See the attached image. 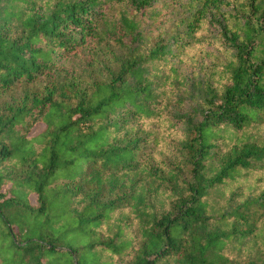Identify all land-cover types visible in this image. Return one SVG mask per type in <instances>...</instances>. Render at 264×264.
I'll return each instance as SVG.
<instances>
[{
  "label": "trees",
  "instance_id": "trees-1",
  "mask_svg": "<svg viewBox=\"0 0 264 264\" xmlns=\"http://www.w3.org/2000/svg\"><path fill=\"white\" fill-rule=\"evenodd\" d=\"M236 1L0 0V99L25 88L0 107V264H264V0ZM208 25L230 53L214 73L166 71ZM104 42L126 51L117 71L63 89ZM42 78L62 84L30 90ZM168 84L190 95L166 99ZM164 101L184 126L174 166L155 163ZM128 206L140 233L101 237Z\"/></svg>",
  "mask_w": 264,
  "mask_h": 264
},
{
  "label": "rangeland",
  "instance_id": "rangeland-1",
  "mask_svg": "<svg viewBox=\"0 0 264 264\" xmlns=\"http://www.w3.org/2000/svg\"><path fill=\"white\" fill-rule=\"evenodd\" d=\"M188 0H183V2H187ZM231 5L227 7L230 11H234L237 9V1L230 0ZM243 2V0H238ZM246 1V0H244ZM248 1V0H247ZM242 7V5H241ZM169 26H165L163 31L161 32L164 36L166 32H170L168 30ZM168 30V31H167ZM219 28L217 25H208L207 28H204L199 33V40L195 46L190 49H186L181 57H173L170 58L167 64H162L163 67L166 69H170V67L176 68L179 74V78L181 80L190 81L193 77L201 78L205 75H210L214 73V69L219 67L220 64L223 62L225 58V54L229 55V51H226L225 46L219 41L218 36ZM152 36L155 38L157 37V33H152ZM218 38V39H217ZM126 56V51L120 48L113 43L107 44L102 43L101 50L97 54V60L94 64L89 66L88 68L86 65H81L79 62H76L75 69L72 72L71 76L65 81L70 83V85L65 86V90H67L70 94L75 95L77 93L82 92L83 90L87 91L91 94L96 84L107 82L111 77V72L117 71L120 62L119 60L123 59ZM219 75L216 74L213 77V81L216 85H220V83H224L226 78L219 80ZM54 84L61 85L58 79L56 78H42L38 83L33 84L30 86V90H35L39 93H45L47 91L46 87H53ZM72 87V88H71ZM186 84H178L175 86H170L169 84L160 90H164V94L166 99L175 100L177 99L178 95H181L183 92L186 95H190V91H185ZM25 93V88L21 87L15 91L7 92L2 99H0V107L1 111L5 105L8 104H16L19 103L21 97H23ZM4 102V103H3ZM5 104V105H4ZM166 101H164L159 108L163 110L164 116L160 119L154 127L158 129V134L163 137L160 144L157 146L155 150L156 158L158 159L157 162L161 165H168L174 166V161H176L179 153H180V145L183 137V124L181 121H178L176 127H172L168 120H166L165 115L168 113L171 115V111L169 107L165 106ZM194 102L192 100L187 101L183 106H181V110L183 112H192L194 107ZM44 128V125L38 124L34 126L32 131L33 134L38 133ZM224 150V149H223ZM225 151V150H224ZM246 176L247 183H254L256 185L258 183L259 174L252 175L251 173H244ZM236 184L234 185V189L236 188ZM119 194V192H118ZM115 195H110L106 193L104 197L106 199L113 198ZM31 202L35 203V196H30ZM218 207L225 206L226 200L225 198L214 202ZM131 207L128 206L123 210L117 211L113 217L105 224L100 225L98 228V234L101 237H107L110 233H114L121 223L130 224L126 227L128 232V239L131 236L135 237L139 234V225L140 222L136 218L134 212H130ZM126 226V225H125ZM59 246L63 250H73L74 256L78 259L82 260L84 256V252L82 250L72 249L69 243L60 242ZM126 258L122 260V262L126 263Z\"/></svg>",
  "mask_w": 264,
  "mask_h": 264
}]
</instances>
